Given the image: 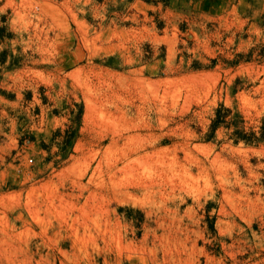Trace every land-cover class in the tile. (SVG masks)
Returning a JSON list of instances; mask_svg holds the SVG:
<instances>
[{
  "label": "rangeland",
  "instance_id": "rangeland-1",
  "mask_svg": "<svg viewBox=\"0 0 264 264\" xmlns=\"http://www.w3.org/2000/svg\"><path fill=\"white\" fill-rule=\"evenodd\" d=\"M0 264H264V0H0Z\"/></svg>",
  "mask_w": 264,
  "mask_h": 264
},
{
  "label": "trees",
  "instance_id": "trees-1",
  "mask_svg": "<svg viewBox=\"0 0 264 264\" xmlns=\"http://www.w3.org/2000/svg\"><path fill=\"white\" fill-rule=\"evenodd\" d=\"M222 110H226L227 111V108L220 107L219 109H217L216 117H215V119L213 120V122L211 124V128L212 129L216 128L218 125H220L224 121V118H225L226 115L221 113ZM237 133H239V132H237Z\"/></svg>",
  "mask_w": 264,
  "mask_h": 264
},
{
  "label": "built area",
  "instance_id": "built-area-1",
  "mask_svg": "<svg viewBox=\"0 0 264 264\" xmlns=\"http://www.w3.org/2000/svg\"><path fill=\"white\" fill-rule=\"evenodd\" d=\"M30 161H31V159H30Z\"/></svg>",
  "mask_w": 264,
  "mask_h": 264
}]
</instances>
